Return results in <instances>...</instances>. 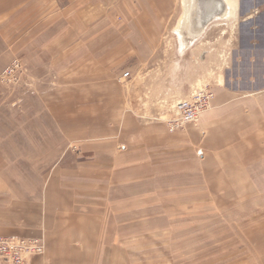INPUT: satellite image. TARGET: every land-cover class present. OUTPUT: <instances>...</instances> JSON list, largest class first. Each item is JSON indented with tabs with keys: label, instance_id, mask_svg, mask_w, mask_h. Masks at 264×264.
<instances>
[{
	"label": "rangeland",
	"instance_id": "374dc122",
	"mask_svg": "<svg viewBox=\"0 0 264 264\" xmlns=\"http://www.w3.org/2000/svg\"><path fill=\"white\" fill-rule=\"evenodd\" d=\"M226 2L228 16L215 0L155 5L160 11L154 50L132 56L121 68L129 71L123 85L130 108L145 118L168 117L179 99L199 89L213 93L215 87L235 90V97L262 96L264 0ZM196 23L201 28L194 35ZM10 50L6 35L0 36V106L16 110L0 116V123L14 124L17 130L13 146L1 151L21 159L6 171L17 179L20 173L29 175L33 189L72 149L55 128L54 114L68 101L48 99L47 113L35 97L39 87L29 78L25 59ZM13 61L19 70L15 80L7 81L4 69ZM103 103L96 101V106ZM250 127L239 130L234 141L239 155L233 161L226 156L225 163L193 164L191 172L177 173L175 185L157 179V168L152 173L137 165L136 156L128 157L126 174L117 162L111 173V209L98 212L101 220L87 229L90 242L67 253L73 264H264V149L258 148L261 141L253 146L260 138Z\"/></svg>",
	"mask_w": 264,
	"mask_h": 264
},
{
	"label": "crops",
	"instance_id": "0c3cea01",
	"mask_svg": "<svg viewBox=\"0 0 264 264\" xmlns=\"http://www.w3.org/2000/svg\"><path fill=\"white\" fill-rule=\"evenodd\" d=\"M161 3L166 0H0V36L25 59L29 78L39 87L35 97L47 113L48 99L68 101L54 116L72 149L33 189L29 175L17 179L6 171L22 161L1 151L13 146L16 126L0 123V236L44 242L43 253L25 264H73L67 253L90 242L87 229L95 227L98 212L111 209L113 167L119 162L126 174L129 156L175 185L177 173L191 172L193 164L225 163L226 156L233 161L240 129L253 125L260 138L253 146L261 141L258 148L264 149V92L235 97V90L215 87L196 122L173 130L163 115L145 118L129 107L121 77L127 68H121L132 56L154 50L160 11L155 5ZM96 101H104L103 107ZM15 111L0 106V116Z\"/></svg>",
	"mask_w": 264,
	"mask_h": 264
},
{
	"label": "built area",
	"instance_id": "2783aa9c",
	"mask_svg": "<svg viewBox=\"0 0 264 264\" xmlns=\"http://www.w3.org/2000/svg\"><path fill=\"white\" fill-rule=\"evenodd\" d=\"M19 63L13 61L4 69L7 81L16 79V71ZM128 70L121 73L126 77ZM213 93L208 89H199L191 96L179 99L174 103V113L166 118L170 130L181 128L188 122L198 119L200 113L205 110L211 101ZM44 242L40 237L0 236V261L1 264H25L26 259L35 254H42Z\"/></svg>",
	"mask_w": 264,
	"mask_h": 264
},
{
	"label": "bare ground",
	"instance_id": "6f19581e",
	"mask_svg": "<svg viewBox=\"0 0 264 264\" xmlns=\"http://www.w3.org/2000/svg\"><path fill=\"white\" fill-rule=\"evenodd\" d=\"M198 2V1H197ZM215 2H217V4H219L220 2H222V4L224 5V7L226 8V11H224L223 13V15H225V16H228V5H227V2H226V0H215ZM204 3V2H203ZM213 3V2H212ZM214 4V3H213ZM215 5V4H214ZM197 8V7H196ZM210 8V7H209ZM211 10H212V8H210ZM215 9V8H214ZM213 9V10H214ZM205 10H207V9H205ZM205 12V11H204ZM213 12V11H212ZM206 13V12H205ZM204 13V14H205ZM210 13V12H209ZM215 13V12H214ZM220 13V12H219ZM207 14V13H206ZM210 14H212V13H210ZM196 17V16H195ZM209 17H212V16H208V19H209ZM185 21H186V19H184ZM202 20H203V18H202ZM192 21H193V18H192V20L190 21V26H189V28L191 29V25H192ZM179 24V23H178ZM197 24V23H196ZM194 25V24H193ZM197 25H199V24H197ZM200 28H201V25H199L198 27H196V31H195V33H194V35L200 30ZM183 31V30H182ZM189 31V30H188ZM193 33V32H192Z\"/></svg>",
	"mask_w": 264,
	"mask_h": 264
}]
</instances>
